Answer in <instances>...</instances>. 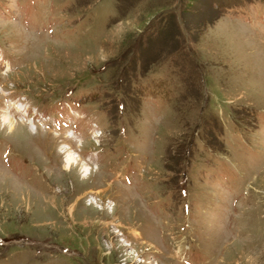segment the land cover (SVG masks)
<instances>
[{"label": "rangeland", "instance_id": "rangeland-1", "mask_svg": "<svg viewBox=\"0 0 264 264\" xmlns=\"http://www.w3.org/2000/svg\"><path fill=\"white\" fill-rule=\"evenodd\" d=\"M0 53V264H264V0H0Z\"/></svg>", "mask_w": 264, "mask_h": 264}, {"label": "bare ground", "instance_id": "bare-ground-1", "mask_svg": "<svg viewBox=\"0 0 264 264\" xmlns=\"http://www.w3.org/2000/svg\"><path fill=\"white\" fill-rule=\"evenodd\" d=\"M3 102H4V107H3L2 114H0V121H1L2 116L4 114H6V116H4V118L2 119V122H3L4 126H6L10 131H12L15 128V125H14L13 120H12V116L13 115H11V112L13 110L14 111V116H15V113L21 111L22 109L19 106H17V105L10 106V105H12V103H9V102H6V101H3ZM15 120L16 121H19V123L20 122L21 123H23V122L26 123V121L24 119H22L20 116H18L17 119H15ZM27 123L29 124V126H28L29 127V130L30 131H34V129L36 128L35 125L33 123H30L29 120H28ZM62 140H64V145H65L66 149L69 152H72L73 155L75 154V156L77 158H80L82 160V157L80 156V154L75 153L74 150H77V146H80L81 143L84 140H82L79 143H77L75 134L74 135L71 134L70 137H67V135H66V136H64V138H62ZM95 159H96V157L95 158H92V159H89V157H88V160H87V158H86V160H82V161H84V163H86L84 165V167L81 166V170L83 172V175L86 176V175H88L91 172L90 171L91 168H89L88 165L90 167H92L91 165L92 164H95V162H94ZM66 163H67V166L70 168L72 165H74V163L77 164L78 161L76 159L74 160L73 156H71V154H70L67 157ZM86 170H89L88 171L89 173H85Z\"/></svg>", "mask_w": 264, "mask_h": 264}]
</instances>
